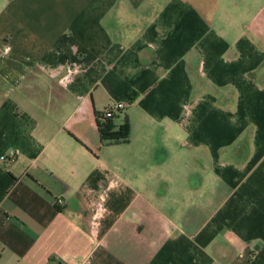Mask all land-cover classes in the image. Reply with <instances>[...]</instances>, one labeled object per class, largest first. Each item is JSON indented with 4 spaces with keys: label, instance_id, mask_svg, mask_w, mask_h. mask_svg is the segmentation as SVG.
<instances>
[{
    "label": "crops",
    "instance_id": "1",
    "mask_svg": "<svg viewBox=\"0 0 264 264\" xmlns=\"http://www.w3.org/2000/svg\"><path fill=\"white\" fill-rule=\"evenodd\" d=\"M11 149L0 264H264V0H0Z\"/></svg>",
    "mask_w": 264,
    "mask_h": 264
},
{
    "label": "trees",
    "instance_id": "2",
    "mask_svg": "<svg viewBox=\"0 0 264 264\" xmlns=\"http://www.w3.org/2000/svg\"><path fill=\"white\" fill-rule=\"evenodd\" d=\"M132 95V93H131ZM99 130L103 143L127 141L130 137V123L128 120L116 125L111 118L108 121H99Z\"/></svg>",
    "mask_w": 264,
    "mask_h": 264
},
{
    "label": "built area",
    "instance_id": "3",
    "mask_svg": "<svg viewBox=\"0 0 264 264\" xmlns=\"http://www.w3.org/2000/svg\"><path fill=\"white\" fill-rule=\"evenodd\" d=\"M125 103L123 101H117L109 103L104 111V116L106 118H112L116 112L124 107ZM17 158V151L14 149H11L3 154L0 155V161L4 164L11 163L15 161ZM63 198L59 197L57 198V204H62Z\"/></svg>",
    "mask_w": 264,
    "mask_h": 264
},
{
    "label": "rangeland",
    "instance_id": "4",
    "mask_svg": "<svg viewBox=\"0 0 264 264\" xmlns=\"http://www.w3.org/2000/svg\"><path fill=\"white\" fill-rule=\"evenodd\" d=\"M120 114H121V112L117 116L114 117L115 121L118 122V123H119V120H120V118H119Z\"/></svg>",
    "mask_w": 264,
    "mask_h": 264
}]
</instances>
